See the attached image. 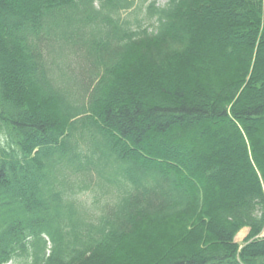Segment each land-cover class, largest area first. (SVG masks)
Wrapping results in <instances>:
<instances>
[{"label":"trees","instance_id":"1","mask_svg":"<svg viewBox=\"0 0 264 264\" xmlns=\"http://www.w3.org/2000/svg\"><path fill=\"white\" fill-rule=\"evenodd\" d=\"M140 2L0 0V264H264V0Z\"/></svg>","mask_w":264,"mask_h":264},{"label":"rangeland","instance_id":"2","mask_svg":"<svg viewBox=\"0 0 264 264\" xmlns=\"http://www.w3.org/2000/svg\"><path fill=\"white\" fill-rule=\"evenodd\" d=\"M167 1L168 0H156V6H159V7H163L164 5H166V3H167ZM141 2H140V0H135V5H134V8H133V10L132 11H130V12H127V13H124L123 14V18H128L129 20H133L134 19V16L131 14V12H133V11H135V8L140 4ZM148 5V3L146 4V5H144V6H142V9H141V11L139 12V14H138V19L139 20H143V18H144V14H145V9H146V6ZM150 22H146V21H143V23H142V25L143 26H146V25H148ZM151 23H153V21L151 22ZM74 68H75V71H74V73L76 74V75H78V68H77V66L75 67L74 66ZM74 73H71L70 74V76H76ZM77 77V76H76ZM80 199L81 200H85V201H88V203L90 202V196L87 194V193H84L83 195H81L80 196ZM245 233V230L243 229V230H241L239 233H238V235L236 236V242L238 243V244H242L243 243V240H244V238H245V236H246V233ZM10 264H17L16 262H12V263H10Z\"/></svg>","mask_w":264,"mask_h":264},{"label":"crops","instance_id":"3","mask_svg":"<svg viewBox=\"0 0 264 264\" xmlns=\"http://www.w3.org/2000/svg\"><path fill=\"white\" fill-rule=\"evenodd\" d=\"M244 230H245V233L247 234V233H248V229H244ZM245 233H244V234H245Z\"/></svg>","mask_w":264,"mask_h":264}]
</instances>
